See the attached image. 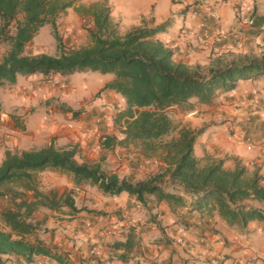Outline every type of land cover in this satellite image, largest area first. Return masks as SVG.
Here are the masks:
<instances>
[{
	"label": "trees",
	"instance_id": "1",
	"mask_svg": "<svg viewBox=\"0 0 264 264\" xmlns=\"http://www.w3.org/2000/svg\"><path fill=\"white\" fill-rule=\"evenodd\" d=\"M76 2L0 0V47L4 48L0 54V85L14 84L17 74L40 73L45 78L55 72L68 76L84 70L112 74L114 78L105 82L100 91L109 89L124 99L125 107L114 116L116 123L124 125L120 133H130L129 139L121 144L141 141L145 154L157 155L161 165L157 172L136 181L133 187L132 179L126 177L120 182L118 174L104 171L99 162L85 161L82 166L77 165L72 159L77 155L76 146L57 147L51 142L39 148H15V155L6 149L7 160L0 167V200L8 198L7 204L0 208L3 223L0 225V264H7L11 257L14 261L30 262L39 255L57 264H77L41 240L28 238L40 226L34 220L40 208L67 207L69 213L82 209L76 207L73 191L69 194H57L52 189L41 191L37 178L44 171L68 174L78 188L89 184L106 195L127 192L143 207H147L150 196L156 202L186 205L180 195L185 193L198 197L190 211L209 216L217 213L229 226L244 229L250 221L264 222V214L255 207L264 205V175L257 169L249 171L239 161L229 168L224 166L223 158L196 157L195 139L204 132V126H178L169 116V110L176 105L193 110L198 105L210 104L221 93L234 90L240 81L264 77V52L259 57L229 52L224 60L212 61L213 66L207 71L201 64L189 68L190 64L176 59L175 51L156 37L169 26L168 21L152 27L136 26L121 33L105 1L89 5H76ZM68 8L90 23L88 44L68 47L62 43L56 22ZM45 24L51 27L57 53L34 55L28 46ZM241 63L246 66L239 67ZM63 110L71 112L73 117L77 114L69 106ZM116 145L114 134L100 138L103 150L114 149ZM169 191L172 194L165 195ZM6 227H11L12 232H6ZM13 234L27 235L13 240ZM126 241L107 244L112 257L121 262L128 261L138 244L133 228L127 232ZM119 249H124L123 254H118ZM5 256L7 261L3 259Z\"/></svg>",
	"mask_w": 264,
	"mask_h": 264
},
{
	"label": "crops",
	"instance_id": "2",
	"mask_svg": "<svg viewBox=\"0 0 264 264\" xmlns=\"http://www.w3.org/2000/svg\"><path fill=\"white\" fill-rule=\"evenodd\" d=\"M105 1L110 8V16L116 12L119 17L118 28L121 33L136 27L135 21L140 20V23L146 27L156 26L157 16L165 17L163 22L168 21L169 26L161 33H158L156 37H162L169 34V29L174 26L175 21L171 19V7L167 4V0H157L156 3L149 6L151 12V19L145 18L143 6L138 4L136 0H127L126 3H122L121 0H116L114 4H109L108 0H77L76 5L85 4L89 5L94 2ZM178 0H171L174 5ZM199 2V0H197ZM227 2V0H225ZM240 5H236L239 9ZM258 2L253 0L252 6V19L257 14ZM69 9V8H68ZM72 9V8H71ZM191 6L183 8L178 15L183 18L182 25L186 27L188 21V14L191 11ZM216 9L209 6L208 12H214ZM250 11V12H252ZM75 12V20L79 19V15L72 9V13L67 10L64 14V19L68 21L73 18ZM82 17V16H81ZM113 19V18H112ZM114 21V20H113ZM240 25V26H237ZM220 25L215 24L214 28H218ZM247 25L243 24L240 17H237L235 24L229 26L228 33H233L235 37L239 38L243 35V27ZM201 29L197 36L202 37ZM210 36L212 32H209ZM188 37H192V30L189 29L187 33ZM35 37V36H34ZM34 37L32 41L34 40ZM182 37H184V27L180 32L176 34L175 38L171 41V44L175 47L169 46L175 51V58L182 60L185 63L191 64L195 59V64H201L200 59L206 58L209 60L211 55H214L215 47L217 43L213 40L207 45V48L201 45L200 41L196 37L184 38L180 43ZM160 39V38H159ZM163 41L162 39H160ZM231 40H234L231 39ZM207 50L208 55L204 57V52ZM37 77L32 80L30 77ZM60 81L51 83V80ZM112 78H97V84L90 87L89 77L84 75H78L76 72L68 76H63L58 72L51 73L48 77H43L40 73H33L28 75L17 74L16 82L14 84L0 85V112L6 108L9 109L6 112L7 119L0 121V147L7 149V145L15 141L16 149H28L39 148L41 146L50 144L52 141L58 144L61 140H71L75 135L74 130L79 126H83L82 136H84L88 127V121L75 120L78 114L73 117L71 112L63 110V107L69 106L75 110L76 105H84V116L88 117L90 114H95L98 111L112 110L117 112L125 107L124 99L116 92L100 88L105 82L110 81ZM260 79V78H259ZM264 77L258 81L259 87L256 92L252 89H239V86L227 93H221L214 98L210 103L213 106L216 102L221 101L222 106L227 111L226 114L215 113L211 116L210 113H199L193 118L192 127H200L204 125V132L197 136L194 144V153L198 158L204 156H211L214 158H223L224 166L232 168L235 162L239 161L245 165L249 171L257 169L261 174L264 171V119L259 116V111L264 109L261 103L264 101V84L261 81ZM250 81V80H249ZM239 84V83H238ZM99 93L97 97H94L96 93ZM235 92V95H228V93ZM252 92L256 93L254 98L258 99V102L252 104L250 101L253 98ZM69 97V99H64ZM94 97L90 102L89 99ZM88 102V103H87ZM210 104H201L198 110H206L210 107ZM119 105V108L116 106ZM203 105V106H202ZM205 105V107H204ZM53 107V108H52ZM257 107V108H256ZM52 108V109H51ZM77 111V110H76ZM197 112V109L191 113ZM78 113V112H77ZM190 113V114H191ZM222 117V118H221ZM232 124L231 128L234 129L232 135H225V125ZM104 129V128H103ZM106 133V132H102ZM89 134V133H88ZM244 136H250L253 141L252 150L257 148L261 150L260 155H257L254 159L250 156L243 155L249 148L244 142ZM55 143V144H56ZM214 144V145H213ZM23 145V147H20ZM216 147V148H215ZM215 150V151H214ZM230 158V159H229ZM232 161L229 165L228 161ZM225 161L227 163H225ZM251 166V168L249 167ZM124 193V192H123ZM119 195H106L107 197H120ZM128 200L123 202V206L114 205L109 203L107 206H102L89 212L88 215L92 219L97 220V224L94 229L81 230L84 236H91L93 240L100 241L103 248L107 247L106 237H110L113 241H119L115 239L114 234L102 237L100 236L101 230L109 228L112 230L113 219L119 222L127 223V232L130 228H133L137 234L136 226L131 225L130 221L136 212L140 211V208L136 204L132 203V198L128 195ZM90 200H85V205L88 206ZM186 203V202H185ZM141 206V205H140ZM186 205H175L171 202L160 201L154 204V207H143L149 213L147 220L145 221L144 229H142L141 235H138V244L135 245L133 251L130 254L127 262H121L111 255V260H107L106 264H116L119 261L120 264H141L144 261L145 264H156V261L151 259L155 252L152 249L145 248L142 245L144 235L153 234L152 225L155 226V231L161 234L162 239L158 238L155 244L158 246L156 251H159V246H163L165 250L171 249V255L169 260L165 264H173L172 256L178 254L176 248L171 246L175 243L173 237L178 235V227L182 226L185 231H189L190 236L199 243L201 248H204L210 252H215V255L209 259L205 258V264H212V259L217 261V264H225L226 261L232 260L233 264H239L235 259V253L244 251V245L242 243L233 244L231 240L232 230L238 229L235 226H229L217 213L209 216L204 212L189 211L187 214L180 212V209ZM102 209V210H100ZM154 209H159V212H155ZM89 210V209H88ZM169 213L176 217V230L173 231V235L169 236V227L166 226ZM196 215H193V214ZM91 214H95L92 216ZM163 217V219H161ZM79 225L77 227H80ZM248 235L256 234L258 231L264 230V222L254 220L250 221L244 228ZM87 231H90L87 233ZM127 232H121V235L126 237ZM75 232V236H76ZM244 234V233H242ZM187 239V238H185ZM222 242V246H221ZM189 243H191L189 241ZM89 246H87L88 248ZM187 254V249H184ZM259 252H264V248L257 249ZM85 250H76L75 256H81ZM110 253V252H109ZM111 254V253H110ZM223 257L220 259L219 257ZM139 257V259H137ZM240 259L245 261V264H264V256H241ZM43 261L48 264H52V261L46 256H35L30 262H25L21 259H17V264H38ZM57 264V263H56ZM183 264H188L187 260H183Z\"/></svg>",
	"mask_w": 264,
	"mask_h": 264
},
{
	"label": "clouds",
	"instance_id": "3",
	"mask_svg": "<svg viewBox=\"0 0 264 264\" xmlns=\"http://www.w3.org/2000/svg\"><path fill=\"white\" fill-rule=\"evenodd\" d=\"M116 0H108L109 4H114ZM122 3H126L127 0H121ZM136 2L143 6V11L145 13L146 19H151V12L149 11V6L151 4H154L157 2V0H136ZM167 4L171 7V19L175 21L174 26L169 29V34L164 35L162 37H159L163 40L166 46H172L175 47L176 45L171 44V41L175 38L176 34L180 32L181 28L184 27V37H182L180 43L183 42L184 38L191 39L192 37H196L202 46L207 48V45L210 44L212 40H215L217 43V47H215V54L212 57V60H208L206 58L200 59V63L205 71H207L210 67L213 66L212 61H215L217 59L224 60L225 55L229 52H231L234 55H247L249 50H253L255 54L259 57L262 52H264V25H260V32L261 34L255 38L252 39L250 43H245L243 39L241 40H230L228 39L227 33L229 31V26L235 24L237 17L239 16L240 19L243 21L244 25H247L251 27L254 24V20L248 18V14L250 13L252 6H253V0H178L176 4H172L171 0H167ZM236 5H240L239 9L236 8ZM186 6H191V11L188 14V21L186 27L182 25L183 18L178 15V13L185 8ZM209 6L214 7L216 10L214 12H208ZM69 13H72V9H67ZM264 14V13H262ZM112 18L114 22H119V17L117 16L116 12L112 13ZM165 17L157 16L156 24L163 23V20L166 19ZM135 24L137 27H143V25L140 23V20L137 19L135 21ZM215 24H219L220 26L218 28H214ZM240 26V25H237ZM192 30V37H188L187 33L188 30ZM201 29H204L203 36H197V33L200 32ZM70 31V29H69ZM209 32H212V35L209 36ZM207 39H204V38ZM34 55H38V53H34ZM204 57H207L208 52L207 50L204 52ZM196 63V60L194 59L190 65H188L189 68L193 67ZM246 63L239 64V67H245ZM221 67H224L222 64ZM114 78V77H113ZM210 78V77H209ZM30 79L35 80L37 77L33 76L30 77ZM243 83V81H241ZM262 84H264V80L261 81ZM228 95H235V92L228 93ZM64 99H69V97H64ZM9 109H5L4 111L0 112V121L6 120L7 115L6 112ZM195 113H191L189 115V119L194 116ZM259 116L261 119H264V109H261L259 111ZM130 133H125L124 135L117 138V148H119L120 144L124 141H127L129 139ZM59 144H67V140H61L58 142ZM264 143V142H262ZM16 142L12 141L7 145V150L12 151L13 155H15L14 149L16 148ZM20 147H23V145H20ZM5 148L0 147V167H3L5 164V161L7 160V157L5 156ZM71 150V149H68ZM94 153H99L100 149L94 148ZM261 150L257 148L255 151L252 150L250 147L247 152H244L243 155L250 156V158L254 159L257 155H260ZM77 165L82 166L85 161L81 159L80 154H77L73 156L72 158ZM136 164L135 159L130 158L127 162H125L123 169L121 170L118 180L120 182H123L126 177H130L132 173L134 172V165ZM251 168V166H249ZM151 169H149V172ZM261 175H264V171L261 172ZM145 177L143 175L136 176L135 180L131 181L133 184V187L136 185V181L143 180ZM167 179V177H166ZM61 184L66 185L69 189H75V192L77 193L76 196L73 197L76 201V207H81V201L80 197L84 196L86 193L82 192L80 188L76 187V185L72 182H70L69 179L65 178L60 181ZM264 183V182H262ZM22 190V189H21ZM41 191H45V189H40ZM88 193H97V188L92 187L88 188ZM172 193L166 192L165 195H171ZM181 197L186 202V206L180 209V212L183 214H187L190 209L191 205L195 202L198 197L196 195H187L185 193L180 194ZM202 195V193H201ZM128 193L124 192L120 197H101L100 200L103 201V203H113L114 205H121L123 206V202L128 200ZM151 199H155V197H152ZM19 203V201H17ZM132 203L136 204L137 207L140 208L139 212H136L133 216L132 220L130 221L131 225L136 226V231L138 235L143 234L142 229H144L145 221L148 218V211L146 209H143L142 206L138 204V202L135 200V198H132ZM101 202L97 203H89V208H100L102 207ZM256 209L261 213L264 214V205L256 204ZM43 211H47V209H43ZM67 209H65V213H67ZM155 212H159V209H154ZM193 215H196L195 213ZM163 219V217H161ZM176 220L177 218L172 216L171 213L168 215V219L166 222V226L169 227L168 235L172 236L173 231L176 230ZM127 223L129 222H119L113 219L112 222V234H114L115 239L119 240L121 243H126V237L124 235H121V232H127ZM78 221L74 222L72 225L68 226H61L57 223H54L52 221H49V223L45 226H42L38 230V236L40 240H43L46 244L59 242V240L62 237H69V247L75 245L76 250L86 249L87 246H90L91 244H101L100 241L93 240L91 236H84L82 231L77 230ZM86 227V224H85ZM153 229V234L150 235H144L142 245L145 248L152 249L155 252V255L151 257V259L156 261V264H165L166 261L169 260V257L171 255V249L165 250L163 246H159V251H156L157 245L155 244V241L161 237V234L157 231H155V226H151ZM45 228H56L58 229L57 232V238L56 241H51L49 239L50 233H46L44 231ZM6 232H12L11 227H6L4 229ZM189 231H185L183 227H180L178 229V235L174 236L173 239L175 243L171 246L172 248H176L178 254L175 256H172L173 264H183V260H187L188 264H205V258L211 259L215 252H210L204 248H201L199 246V243L193 239L192 236H190ZM76 232V236L73 238V233ZM244 233V234H242ZM27 234H13L12 239L13 240H19L24 239ZM104 235L103 233L101 234ZM187 238V239H185ZM106 240L108 243H113L114 241L110 237H106ZM231 240L233 241V244L236 243H242L244 245V251L235 253V259L239 262V264H245V261L240 259L241 256H264V252H259L257 249L264 248V230L258 231L256 234L248 235L243 228H238L236 230H232L231 234ZM189 241L191 243H189ZM222 246V242H221ZM187 249V254L185 253L184 249ZM124 249H119L118 254H123ZM72 258V257H70ZM85 259H87V253L85 251ZM220 259H223V257H219ZM5 261H7L8 257H3ZM139 259V257L137 258ZM104 260L107 261V257H104ZM52 264H56L55 261H52ZM91 264H96L95 261H92ZM116 264H120L119 261H116ZM141 264H145L144 261H141ZM212 264H217V261L215 259H212ZM225 264H233L232 260L226 261ZM259 264V262H257Z\"/></svg>",
	"mask_w": 264,
	"mask_h": 264
},
{
	"label": "rangeland",
	"instance_id": "4",
	"mask_svg": "<svg viewBox=\"0 0 264 264\" xmlns=\"http://www.w3.org/2000/svg\"><path fill=\"white\" fill-rule=\"evenodd\" d=\"M255 1L258 2L257 14L259 15L256 16L255 19L252 18V20H254V24L251 27L249 26L243 27L244 28L242 32L243 35H241V37L239 38L235 37L233 33H229L231 34L232 39L233 38L234 40L243 39L245 43L247 44V43H250L253 38L261 34L260 25H264V19L259 18V16L264 17V14H262L264 13V0H255ZM252 13L253 11L249 13L250 18L252 17ZM64 17H65L64 14H61L56 22L58 35L61 37L62 43H65L68 47L81 46V45L88 44L89 35L87 33V28L90 26V23H86L83 17L81 16H79V19L75 20V12L73 13V18L69 19L68 21H66ZM28 48H30V50H32L34 53H41V52L48 53V54L57 53L56 41L52 36L51 27L49 24H45L39 29V31L34 37V40L31 41ZM3 49H4L3 47H0V54L3 52ZM248 53L256 55L253 50H249ZM75 72L78 75L88 76L89 82L91 84L90 87H93L95 84H97V78L103 79L107 77H111V78L113 77V75L109 73L102 74V73L94 72L90 70L75 71ZM260 79L257 78V79L250 80V81L244 80L243 83H241L240 81L238 84L239 89L241 88L242 89H252L253 91L256 92V89H258L259 87L258 81ZM49 80H51V83L60 82V81H54L53 79H49ZM255 92H252L253 98L256 96ZM98 95L99 93L97 92L94 95V97H97ZM94 97L90 98L88 102H90ZM253 98H251L250 100L251 102ZM252 104H255V103L252 102ZM222 105H223L222 102L218 101L213 106H211L210 104V107L206 110H202V109L198 110V107L200 105L195 107L193 110H189L186 106L176 105L172 107L171 110H169V116L172 119V121L178 126L186 125L191 128H196V127H192V124H193L192 122H193V118L195 115H198L199 113H210L211 116L214 115L215 113H218L221 115L226 114L227 111L225 110V108L220 107ZM261 106L264 107V101L261 103ZM73 108H75V110H77L78 112L77 113L78 116L74 119L80 120L82 122L88 121L89 130L86 131L87 134L82 136V132H80V130H83V126H79L78 128L74 130L75 135L77 137L74 136L73 139L68 140L67 144L61 145L59 143L57 144L56 142L52 141L54 144L56 143L55 145L57 147L76 146L77 154H80L81 159H83L84 161L90 162V163L99 162L101 168L104 171L109 172V173H116L118 175L123 169L125 162H127L130 158L135 159L136 164L134 165V172L129 177L132 180H135L136 176L138 175H143L146 178L152 173H155L158 171L161 165L159 157H157V155H146L145 152L143 151L145 148V145L139 140L125 142L123 144H120L119 148H117V145H116L114 149L103 150L100 147V138H102L104 134H114L115 136H117V138L123 135L122 133H120V130L122 127H124V125L121 123L115 122L114 116L116 112H114V109L112 110L102 109V111H98L97 113L90 114L88 117H86L83 115L84 114L83 112H85L84 105L79 104ZM116 108H119V105H117ZM195 109H197V112H195V115L192 116L191 119H189L190 113L194 111ZM231 125L230 124L225 125V135L226 136L232 135L234 131V129L231 128ZM201 126H204V125L202 124ZM103 131L106 133H102ZM97 147L100 149V152L98 154L93 152V149ZM204 157H207V156H204ZM204 157H201V158H204ZM226 161L225 163H227ZM228 162H229V165L232 164V161H228ZM226 167H227V164H226ZM149 169H151L150 172H149ZM65 178L69 179L71 182V177L68 174L60 173V172L44 171L38 174V178H37L38 186L40 189L42 188L45 189V191H49L51 189L55 190L57 194H61V193L69 194L71 191H73L74 196H76L77 193L75 192V189H69L66 185H63L60 183V181ZM92 187H96V186L85 184L80 187V190L86 193L84 196L80 197L81 208H82L80 211L74 210L73 213H69V211L65 213V209L68 210L67 207H62L59 210H50L47 208H40L34 214V220L39 221L40 226L36 230V232L28 236V238L30 240H34L35 238L39 239V236L37 234L38 230L42 226L47 225L49 221L57 223L61 226L72 225L74 222L78 221L79 225H82V226L77 227V228H80L82 231L85 229L88 230L84 224L85 222H90L92 226L90 230L94 229V227L97 224V220L92 219V217H90L88 213L94 210H98V209L89 208L87 205H85V200L89 199L90 200L89 203L101 202L102 205L104 206H107L109 203H103V201L100 200L101 197H107V196L101 193L98 189H97V193L89 194L87 190L88 188H92ZM27 193H30V192L27 191ZM152 197L154 196L148 197V206L150 207H154V204L156 203V199H151ZM7 200H8L7 197H4L0 200V208L4 207L7 204ZM74 203L76 204L75 199H74ZM43 209H47V211H43ZM91 215L95 216V214H91ZM0 225L3 226L1 219H0ZM44 231L46 233H50L49 239L51 241H56L58 229L45 228ZM88 232L90 231H87V233ZM74 237H75V232L73 233V238ZM69 239H70L69 237L65 236V237H62L59 240V242H54L50 244H46L43 240L41 241L47 246H49L52 250L57 251L64 255H68V258L72 257L70 258V260H72L73 262H77V264H91L92 261H95L96 264H106V261L104 260L105 256L107 257V260H111V254L109 253L107 247L103 248V256L101 258H91L87 256V259H85L84 258L85 253L80 254L83 256V258L79 255L75 256V245L69 247V243H68ZM87 249L88 248L86 247V249L84 250L86 251ZM43 263L45 262L43 261ZM7 264H17V263L14 262L13 257H11V259L7 261ZM45 264H48V263H45Z\"/></svg>",
	"mask_w": 264,
	"mask_h": 264
},
{
	"label": "built area",
	"instance_id": "5",
	"mask_svg": "<svg viewBox=\"0 0 264 264\" xmlns=\"http://www.w3.org/2000/svg\"><path fill=\"white\" fill-rule=\"evenodd\" d=\"M203 32H204V30H203ZM203 32H202V36H203ZM209 36H210V34H209ZM227 36H228V39H230V40L232 39L231 34L227 33ZM204 39H207V38L205 37ZM213 41L216 42L215 40H213ZM252 102L257 103L258 99L257 98H253ZM244 142H245V144H246V146L248 148L252 147V145H253V141H252V138L250 136H244ZM85 224H86V228L87 229H90L92 227L90 222H85ZM102 233L104 235L103 236L100 235V236L106 237V236H109L112 233V230L109 229V228H106L104 230H101L100 234H102ZM86 253H87V256H89L91 258H101L103 256V247L101 245H99V244H91L88 247V249L86 250ZM38 264H42V263L39 262Z\"/></svg>",
	"mask_w": 264,
	"mask_h": 264
}]
</instances>
